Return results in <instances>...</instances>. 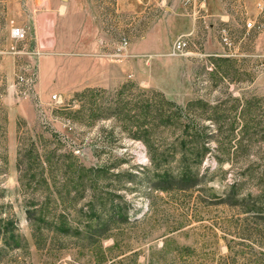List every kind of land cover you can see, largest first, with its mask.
Masks as SVG:
<instances>
[{
    "label": "rangeland",
    "instance_id": "obj_1",
    "mask_svg": "<svg viewBox=\"0 0 264 264\" xmlns=\"http://www.w3.org/2000/svg\"><path fill=\"white\" fill-rule=\"evenodd\" d=\"M119 91L172 123L131 137ZM180 142L196 181L160 189ZM61 164L106 169L102 231ZM35 202L70 232L34 239ZM0 219L20 240L0 264H264V0H0Z\"/></svg>",
    "mask_w": 264,
    "mask_h": 264
},
{
    "label": "trees",
    "instance_id": "obj_2",
    "mask_svg": "<svg viewBox=\"0 0 264 264\" xmlns=\"http://www.w3.org/2000/svg\"><path fill=\"white\" fill-rule=\"evenodd\" d=\"M120 91L115 94L114 97L108 100L109 107L112 108L111 115L122 117L123 123L129 125L131 128H134V132H131V137L141 139L147 138L150 133L152 132V126L155 125L158 126V123H162V125H168L172 123L174 112L170 111L169 114H165L162 116L161 113H159L157 105V99L156 97H150V96H141V97H129V103L121 102V95ZM130 105V108H126L127 105ZM172 106V105H171ZM170 108V107H169ZM176 123V122H175ZM174 123V124H175ZM173 124V125H174ZM145 125V126H143ZM150 126L151 128H148ZM152 134V133H151ZM185 147V144L183 142L179 143V151L181 155V159L176 161V174L172 175V172L169 170L167 165H163L161 168H159V172L155 175L156 179L159 180V184L161 186L160 189L167 190V189H176L179 188L180 184L185 181H192L195 183L196 181V175L194 170H192L191 165H189L183 156V149ZM196 147V145H195ZM173 150V148H170L168 151L162 152V155L158 156L156 159V156H152V162L155 163L158 162H164L166 163L168 161V154L170 151ZM29 158L27 159L28 162ZM61 169L63 172L69 169H72V174L77 176V182L78 184L75 185V188L77 186L83 187L84 183H86L87 187L90 188V199L88 202V214L90 215L89 220L94 219V224L92 226H86L87 229H89L90 232H93V229L97 228L99 231H102L105 228V225L108 223L109 218L113 217V213L120 214V208L118 206L113 207L111 200H106L103 198L102 194H99L98 191H96L95 188V179L98 176H104L106 173V169L104 168H95V169H85L79 165H63L61 164ZM66 173V172H65ZM83 178L86 179L85 182L83 181ZM38 185V184H37ZM45 186V185H44ZM46 193H48V190L45 187ZM43 192V195L46 194ZM108 207V208H107ZM33 213H36V219L33 221V223L29 226L30 232L32 233L34 239L36 238V235H40L42 229L50 230L53 235L60 234V235H66L70 232L66 220L63 216H57L56 219L51 221L48 226L46 223H44L43 216L45 215V208L46 205L41 203H36L33 205ZM101 211H105V215L101 214ZM108 211V212H107ZM107 212V213H106ZM105 218V219H104ZM88 220V221H89ZM105 220V221H103ZM111 220V219H110ZM41 225H44L42 227ZM48 227V228H46ZM0 237L1 241L4 245L9 246L10 244H14L16 247L19 246L20 240L19 238L13 233L12 225L8 220H1L0 219Z\"/></svg>",
    "mask_w": 264,
    "mask_h": 264
},
{
    "label": "built area",
    "instance_id": "obj_3",
    "mask_svg": "<svg viewBox=\"0 0 264 264\" xmlns=\"http://www.w3.org/2000/svg\"><path fill=\"white\" fill-rule=\"evenodd\" d=\"M248 25V24H247ZM10 34L15 38V39H20L23 37V30L22 28L20 27H12L10 29ZM184 45V41H177L175 47L176 48H182ZM52 98L54 99L55 98V95H52Z\"/></svg>",
    "mask_w": 264,
    "mask_h": 264
},
{
    "label": "crops",
    "instance_id": "obj_4",
    "mask_svg": "<svg viewBox=\"0 0 264 264\" xmlns=\"http://www.w3.org/2000/svg\"><path fill=\"white\" fill-rule=\"evenodd\" d=\"M179 1V0H178ZM207 3H217L218 0H206ZM153 2H156V3H160V4H163V3H166V0H153ZM209 15H215L216 13L214 11H208ZM259 78V76H257V79Z\"/></svg>",
    "mask_w": 264,
    "mask_h": 264
}]
</instances>
